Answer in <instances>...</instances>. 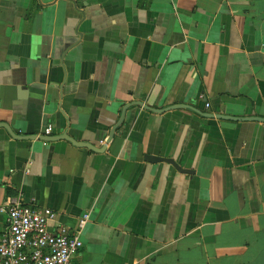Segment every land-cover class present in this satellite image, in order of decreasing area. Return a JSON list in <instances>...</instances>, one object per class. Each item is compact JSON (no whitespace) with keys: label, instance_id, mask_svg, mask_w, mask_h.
<instances>
[{"label":"crops","instance_id":"obj_1","mask_svg":"<svg viewBox=\"0 0 264 264\" xmlns=\"http://www.w3.org/2000/svg\"><path fill=\"white\" fill-rule=\"evenodd\" d=\"M0 122L72 264H264V0H0Z\"/></svg>","mask_w":264,"mask_h":264},{"label":"built area","instance_id":"obj_2","mask_svg":"<svg viewBox=\"0 0 264 264\" xmlns=\"http://www.w3.org/2000/svg\"><path fill=\"white\" fill-rule=\"evenodd\" d=\"M207 105V103H205ZM51 125L42 132L48 134ZM4 226L0 232V264H72L71 259L82 246L78 230L62 224L48 227L55 212L35 203L7 197L0 203ZM86 215L79 220V227Z\"/></svg>","mask_w":264,"mask_h":264},{"label":"water","instance_id":"obj_3","mask_svg":"<svg viewBox=\"0 0 264 264\" xmlns=\"http://www.w3.org/2000/svg\"><path fill=\"white\" fill-rule=\"evenodd\" d=\"M0 126L4 127L8 133L11 136L14 137H18V138H25V139H30V138H37V139H41V140H55V139H66L68 141H70L71 143L75 144V145H81V146H85L89 149L92 150H96V151H101L104 148V145H101L99 147H95L94 145L84 142V141H76L74 139H72L70 136H68L65 133H61V134H57V135H46V134H39V135H35V134H30V135H18L15 134L6 123L4 122H0ZM110 137H108L106 140H108ZM145 159L147 160H151V161H165L170 163L177 171H181L184 173H189L190 171L188 169L182 168L180 167L173 159L169 158V157H160V156H155V155H145Z\"/></svg>","mask_w":264,"mask_h":264}]
</instances>
